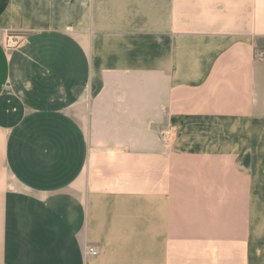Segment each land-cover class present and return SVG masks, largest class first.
I'll use <instances>...</instances> for the list:
<instances>
[{
    "label": "crops",
    "instance_id": "crops-1",
    "mask_svg": "<svg viewBox=\"0 0 264 264\" xmlns=\"http://www.w3.org/2000/svg\"><path fill=\"white\" fill-rule=\"evenodd\" d=\"M261 54L264 0H0V264H251Z\"/></svg>",
    "mask_w": 264,
    "mask_h": 264
},
{
    "label": "built area",
    "instance_id": "built-area-1",
    "mask_svg": "<svg viewBox=\"0 0 264 264\" xmlns=\"http://www.w3.org/2000/svg\"><path fill=\"white\" fill-rule=\"evenodd\" d=\"M22 35L9 33L4 40V46L6 50H13L21 45ZM260 60L264 62V54L260 55ZM161 137L165 143H171L175 137V126L173 125H164L160 129ZM89 253L91 255H98L99 251L97 247H89Z\"/></svg>",
    "mask_w": 264,
    "mask_h": 264
},
{
    "label": "rangeland",
    "instance_id": "rangeland-1",
    "mask_svg": "<svg viewBox=\"0 0 264 264\" xmlns=\"http://www.w3.org/2000/svg\"><path fill=\"white\" fill-rule=\"evenodd\" d=\"M251 264H264V243H260L253 247Z\"/></svg>",
    "mask_w": 264,
    "mask_h": 264
}]
</instances>
